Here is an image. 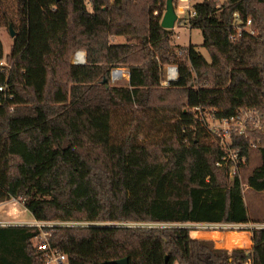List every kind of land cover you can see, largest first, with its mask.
<instances>
[{
    "label": "trees",
    "instance_id": "1",
    "mask_svg": "<svg viewBox=\"0 0 264 264\" xmlns=\"http://www.w3.org/2000/svg\"><path fill=\"white\" fill-rule=\"evenodd\" d=\"M90 3L1 9L0 26L16 35L7 56L0 38V203L18 200L38 221L83 224L51 228L70 264H264V227L252 230V249L229 251L184 226L250 221L240 178L218 165L224 152L195 108L264 116V0L194 4L191 28L202 30L210 60L193 44L181 54L172 45L173 30L161 26L167 0ZM236 14L258 34L233 39ZM80 49L86 63H71ZM169 64L179 76L162 88ZM113 67L129 69L127 86L110 85ZM255 136L260 145L246 141L243 153L261 154L248 185L263 191L264 131ZM39 232L0 225V264H44Z\"/></svg>",
    "mask_w": 264,
    "mask_h": 264
},
{
    "label": "built area",
    "instance_id": "2",
    "mask_svg": "<svg viewBox=\"0 0 264 264\" xmlns=\"http://www.w3.org/2000/svg\"><path fill=\"white\" fill-rule=\"evenodd\" d=\"M91 0H86V4L90 6ZM175 7L181 8V13H187L186 22L191 27V18L197 15V12L190 3V0H175ZM159 5H161L159 3ZM177 10V9H176ZM159 9L154 11L155 16H160ZM163 17V12H162ZM177 21H180L179 18ZM243 21L236 14L234 26L237 33L233 39H236L243 30L249 31L253 36L258 33L252 29V19L249 18L246 25H241ZM182 53L181 51L179 52ZM81 52L76 53V64L86 63V55L81 57ZM1 65L3 62L0 63ZM179 68L177 65H171L166 68V78L164 84H170L178 78ZM128 75V72L121 68H116L112 72L114 80H119ZM2 89V88H0ZM198 120L203 124L211 142L217 143L223 150L222 160L218 165L229 168V177H234L238 174L241 166L246 165L249 157L243 153L244 143L249 142V148L257 149L261 143V138L255 136L264 131V116L256 108H242L231 116H218L216 109L195 108ZM53 222V223H52ZM21 224V223H16ZM1 226L5 224L0 221ZM22 225L37 227L40 232L34 239V246L37 250L43 252L44 264H70L68 255L62 252L58 247L52 246L50 236L52 229L56 226H75L83 225L75 222H54V221H38L24 222ZM166 225V224H164ZM8 226V225H7ZM244 264H253L252 257H249Z\"/></svg>",
    "mask_w": 264,
    "mask_h": 264
},
{
    "label": "rangeland",
    "instance_id": "3",
    "mask_svg": "<svg viewBox=\"0 0 264 264\" xmlns=\"http://www.w3.org/2000/svg\"><path fill=\"white\" fill-rule=\"evenodd\" d=\"M202 0H190L192 6L196 2H201ZM226 0H218V6L222 5ZM16 8V0H0V13L1 9H6L9 11H14ZM91 10V7H89ZM178 18L180 21L176 22L175 28L173 30V43L172 45L175 46L178 52L181 51L183 48H187L189 45L193 44L197 47L199 51H201L204 56L210 60V56L207 50L202 46L203 44V34L202 30L199 28H191L189 24L185 23L187 19V13H181V8L178 6L176 7ZM166 7L163 11V15L165 13ZM254 29L252 26H250ZM13 30L15 28L13 27ZM256 32L258 30L254 29ZM258 33V32H257ZM0 38L4 44L5 56L10 53L11 47L14 43L15 36L11 35L10 32V25H2L0 26ZM112 42L117 43H124L125 38L122 36L112 37ZM81 52L86 55V50H76L71 56V63H75L76 61V53ZM182 52V51H181ZM3 64H7V60L4 57L1 61ZM0 62V63H1ZM172 64L166 65L163 69L162 80H161V87L166 88L170 87V84H164L166 78V68L171 66ZM116 68H121L128 72V75L124 78H120L119 80H114L112 77V72ZM179 75V73H178ZM129 69L127 67H113L111 71L110 77V85L111 86H127L129 82ZM105 80V79H104ZM175 116V113H171ZM262 162L261 154L258 150H253L247 161L246 165L241 166L238 176L241 181L242 190L244 194V201L248 210V214L250 217V221L246 224L235 225L229 223H222L223 226H217L214 228H207L204 227H196L194 223H189L184 226H188L192 228V231H216L211 233L210 236L212 237L210 240L214 245L215 248L218 249H227L229 251L233 250L234 248H244L247 250L251 249V236L252 230L255 228L264 227V190L258 191L253 189L248 185V177L253 172V170L259 166ZM234 177H229L230 181H233ZM26 208L21 204L18 200H10L6 204L0 206V221H2L5 225H11L15 223H24V222H32L34 221L33 215L25 210ZM36 220V219H35ZM53 223V222H52ZM177 225V224H175ZM193 235V233H192ZM194 236V235H193ZM203 239V238H202ZM253 246V245H252Z\"/></svg>",
    "mask_w": 264,
    "mask_h": 264
},
{
    "label": "water",
    "instance_id": "4",
    "mask_svg": "<svg viewBox=\"0 0 264 264\" xmlns=\"http://www.w3.org/2000/svg\"><path fill=\"white\" fill-rule=\"evenodd\" d=\"M175 0H167L166 10L161 20V26L165 29H174L178 20V13L175 7ZM10 32L12 36L16 35L12 24L10 25ZM106 81V80H104ZM109 264H128V258L108 261Z\"/></svg>",
    "mask_w": 264,
    "mask_h": 264
},
{
    "label": "crops",
    "instance_id": "5",
    "mask_svg": "<svg viewBox=\"0 0 264 264\" xmlns=\"http://www.w3.org/2000/svg\"><path fill=\"white\" fill-rule=\"evenodd\" d=\"M15 200V199H14ZM17 201V200H16ZM8 202V201H7ZM7 202H3V203H0V206L1 205H3V204H6ZM25 210H27V209H25ZM28 211V210H27ZM34 218V217H33ZM34 220H35V218H34ZM33 222V221H32ZM195 225H196V227L198 228V227H204L205 229H207V228H214V227H217V226H223V224H218V223H194ZM11 225H22V224H11ZM235 225H241V226H243V224H235ZM5 226H7V225H5ZM9 226V225H8ZM214 232H216V231H192V233H193V235H194V237H198V238H203V239H211L212 240V237L210 236V234L211 233H214ZM250 237V239H251V242H252V245H253V236H252V233H251V236H249ZM250 246L251 247V249H252V247L253 246Z\"/></svg>",
    "mask_w": 264,
    "mask_h": 264
},
{
    "label": "bare ground",
    "instance_id": "6",
    "mask_svg": "<svg viewBox=\"0 0 264 264\" xmlns=\"http://www.w3.org/2000/svg\"><path fill=\"white\" fill-rule=\"evenodd\" d=\"M80 55H81V57L85 56V54H83V53H81Z\"/></svg>",
    "mask_w": 264,
    "mask_h": 264
}]
</instances>
